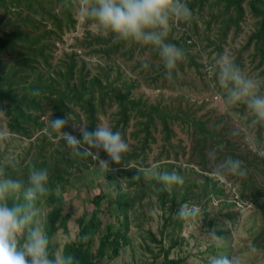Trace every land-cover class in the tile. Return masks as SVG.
<instances>
[{
	"label": "rangeland",
	"instance_id": "1",
	"mask_svg": "<svg viewBox=\"0 0 264 264\" xmlns=\"http://www.w3.org/2000/svg\"><path fill=\"white\" fill-rule=\"evenodd\" d=\"M192 1L186 0L190 10ZM197 4L201 6L200 2ZM62 5L57 0H48L44 7L54 14L44 18L40 12L26 7L13 10L15 14L3 15L4 9L0 11V26L4 29L13 20L26 27L29 25L28 29L34 34L45 29L58 34L53 39L40 41L44 43L43 56L35 57L34 63L29 62V65H22L17 54L19 47L5 53L1 51L0 60H7L9 64L0 77V97L6 96V102L0 101V164L18 165L17 170H25L29 160H36L42 152H55L56 159H63L73 151L61 139L59 131H52L50 126V120L56 116V100L64 92V97L66 94L68 96L64 109L66 115L60 117L67 120L63 129L65 132L81 139L79 127L86 126L89 131H94L98 125L108 126L120 132L129 144L128 157L131 154L146 157L139 169L156 166L161 172L174 171L183 176L184 183L166 187L153 176L142 175L139 179L124 177L121 171L133 166L132 162L125 164L126 155L122 161L126 168L110 162L108 171L102 169L93 158L71 155L68 158L72 164H67L69 174L66 176L69 183L64 187V216H70L69 231L61 229L53 239L55 255H63L67 244L80 239L79 222L83 218H90L95 209L92 200L98 194L106 197L100 215L103 223L101 233L106 231L108 225L113 226L115 231L122 230L123 220L115 211L116 205L110 206L117 191L121 190L134 200L129 211V245L118 258L106 257L100 264H162L167 253L170 259L183 260L184 264H209L211 257L222 255L238 258L239 264H264V155L257 154V150L264 151V120L258 119L243 102L229 103L225 99L227 88L218 82L219 58L228 55L241 68L242 74L253 79L260 86V93L264 94L263 42L252 41L260 29L261 18L254 17L246 5L241 29L237 30L230 21L231 16H235L233 10H226L224 4H217L216 0H206L203 9L191 10V22H181L179 26L173 24L170 28L167 42L177 43L185 56L175 69L168 70L151 46L123 42L111 34L102 35L91 23L80 18L77 5L72 24L69 25ZM19 12L21 15H18ZM57 15L63 30L55 24ZM185 30H190L192 34ZM191 37L192 40L188 41L187 38ZM99 39H105L106 43H98ZM27 42L20 44L25 52L34 44L31 40ZM1 44L5 45L3 42ZM47 44L51 45L49 49ZM72 62L74 70L70 69ZM145 62L148 68L143 67ZM13 66L19 71L17 75L20 77L17 79L8 77V68ZM31 66L36 74L45 76L51 73L57 81L43 80L49 82L50 88L39 95L47 93L54 101L44 100L42 111L45 114L39 113L44 126L33 130L30 138H26L22 132L17 134L9 129L11 118L8 114L11 109L7 105L10 102L9 85L26 74L35 76ZM57 72L63 73L61 77ZM82 75L87 79H100L103 86L109 89L120 88L123 92L128 89L132 98L142 99L150 107L157 105L165 108L171 116L170 120L167 119L172 128L171 136L166 140L163 126L157 122V129L150 131V150L144 149L143 144L148 139L142 130L145 119L137 120L130 116L127 126H124L126 130H123L122 125H117L120 116L115 96L109 98L104 95V114L97 116L99 120L96 125L87 107L81 103L88 96L83 101L75 96V91L82 88ZM28 84L18 87L20 94H24ZM187 120L196 121L188 124ZM201 130H204V135L197 133ZM58 150L62 153L60 156ZM227 157L240 160L247 169L245 177H235L240 183L238 188L242 197L253 203L254 209L242 213L225 195L228 192L217 193L219 189L205 179L206 175L215 178L212 170ZM100 158L108 159L102 150ZM5 166L0 170L3 171ZM108 173L114 176L119 186L110 185L106 177ZM26 175L23 172L18 176L25 185ZM163 191L170 199L169 207L171 200L175 199L177 210L187 203L198 206L200 215L181 220L175 216L177 211L174 215L164 212L162 199L166 195L163 196ZM228 191H235V187ZM14 195L15 200L18 199L19 193ZM36 208L39 210L36 219L47 232L52 206L47 200H41ZM213 231L223 240L216 241L210 235ZM99 244L100 235H97L92 244L94 252Z\"/></svg>",
	"mask_w": 264,
	"mask_h": 264
},
{
	"label": "trees",
	"instance_id": "2",
	"mask_svg": "<svg viewBox=\"0 0 264 264\" xmlns=\"http://www.w3.org/2000/svg\"><path fill=\"white\" fill-rule=\"evenodd\" d=\"M48 0H0V11L4 9V14H15L16 12H13V10L20 9L22 7L28 8V10H36L37 12L41 13V16H48L51 17L54 13L47 7H44L45 4H47ZM58 2L62 3L63 7V13L65 16H67V19L69 21V25L72 24L73 21V15L76 12V5L78 0H57ZM198 2H200L201 6L198 7ZM204 2L206 0H193L192 4H189L191 7V10L203 9ZM219 2L223 3L225 6V9L228 11L233 10L235 12V16H231L230 21L231 25L235 26L237 30L241 29V24L243 23V19L246 13V5H248L251 9V11L254 14V17L261 18L260 23V29L256 33V36L253 40H256L259 43H262V46L264 47V0H216V3L219 4ZM38 8H41V10H38ZM48 12V13H47ZM18 15H21L19 12ZM56 15V14H55ZM56 20L55 24L57 28L60 30H63L61 27V21L59 20V16L57 15L55 17ZM223 26H226V23L224 21ZM12 27H15L14 29H10ZM29 25L27 27L25 25H20V23H14L13 20H10V24H8L5 29L3 26H0V55L2 54L1 51L4 53L8 50H14L15 47H19L18 55L21 58L22 65H27L29 62L30 64L34 63L33 59L35 57H42L43 56V50L44 43H40V41H45V39H53L58 34L54 32V30H43L41 32H38V34H34L31 30L28 29ZM208 30L210 27H207ZM10 29V30H6ZM26 30V31H25ZM7 31V32H6ZM186 33L192 34L190 30H185ZM197 33V31H195ZM55 35V36H54ZM33 41L34 44L31 45V48L25 52L22 46L20 44L22 43H28L27 41ZM188 41L192 40L191 38H187ZM187 41V42H188ZM5 43V45H2L1 43ZM125 42V41H123ZM98 43H106L105 39H99ZM176 46H178L177 43H175ZM199 45V44H198ZM9 46H13L12 48H8ZM48 49L50 48V44H47ZM191 45L187 46L189 49ZM200 47V46H199ZM259 51V50H258ZM262 56H264V50L262 52ZM9 64V61L7 60H0V77L1 73L4 74L5 70L7 69V66ZM29 65V64H28ZM35 76H29L25 75L22 78H20L19 81H17L14 84L9 85V91H8V98L10 99L9 104L7 105V108H10L9 111V118H11L10 127L9 129L11 132H16L17 134H23L24 137L30 138V133L33 130H37L38 128L44 126V124L41 122L40 114H45L43 110V105H45L43 102L44 100H47L48 102H53V98H51L47 93H44L43 95H39L43 90H48L50 87H48V83H45L43 80L45 78H48V80H54L57 81L55 77L51 76V73H48V75L43 76L42 74H36L35 68L31 66ZM74 70L75 66L72 62L70 64V69ZM69 69V70H70ZM72 70V71H73ZM71 71V72H72ZM70 73V72H69ZM19 74L18 69L13 66L8 68V77H14L17 79ZM63 73L57 72L58 77H61ZM82 74V72L80 73ZM28 80H24V79ZM83 79L82 88L79 91H75V96L83 101L85 97L88 96L87 99H85L82 104L87 107L89 110V113L94 121V123L98 122V115L104 114V108L106 105L105 97L112 98L115 96L116 100L119 104V116L120 119H118V126L122 125L127 126L128 120L130 116H133L135 119L143 120L145 119V122L143 123L142 130L147 136V141L145 144H143V148L150 150V146L148 141H152L150 131L152 129H157V122H161L163 126V130L165 132L166 140L171 136L172 134V128L170 126V123L168 124L167 119L170 120L171 116L167 113V110L165 108H161L157 105H152L151 107L147 103H143L142 99H134L132 98L130 92L128 89H126V92H123L120 88H106L104 87V83L95 77H92L91 79H87L82 75L81 77ZM29 83L26 88H24L25 92L24 94H20L18 87L21 84ZM53 91V90H52ZM51 91V92H52ZM56 91L58 93H61V90L56 88ZM65 91V90H62ZM38 92V94H37ZM115 92V94H114ZM54 92L53 94H55ZM65 93L63 92L62 96L59 95L58 99L56 100V116L58 115V118H61L60 116H65L64 109H65V101L68 98L67 94L66 97H64ZM6 96H1L0 101L2 103L6 102L5 100ZM148 105L149 107H147ZM55 116V118H56ZM63 119H65L63 117ZM196 120H193L192 122L190 120H187L188 124H193ZM122 123V124H120ZM189 127V126H188ZM198 127H202V125H199ZM123 130H126L124 128ZM53 131V129H52ZM198 134H205L204 130H201L197 132ZM215 134V132H212ZM55 133H53L54 135ZM56 137V135H54ZM221 143V142H219ZM47 148V147H44ZM57 152V151H56ZM55 152H49V153H41V156L35 158L36 160H33L32 158L29 160V165H26L25 170L20 169L17 170L18 165L13 166H5L0 164V169L4 168L3 173L4 176H10L12 178L20 179L18 176H21V173H26V179H28V174L30 170L33 167L40 168V169H47L49 173V182H48V188L49 193L45 196L40 197L36 202L35 206L37 207L40 204L41 200H47L48 204L52 206V211L49 214L48 217V223H47V235L51 241L49 245V251L51 254L55 253L53 252V244L52 241L57 235V233L64 229L67 232L69 231V220L70 216L65 217L64 216V206H65V193H64V187L67 185L68 178L66 177L69 174V170L67 167L68 163L72 164V161L68 158L73 154V151L66 156L62 157L63 159H56ZM59 156L62 154L58 150ZM82 156V155H81ZM88 159H92V157H87ZM142 157L138 156L137 154H131L129 157L126 155L125 164L133 163V166L123 169L121 171V175L130 179H133L137 175V170L139 169V166L144 164L146 157L142 158V161L140 162L139 159ZM142 173H140V177H142ZM107 179L110 181V185L112 186H119V183L114 180V176L112 174L108 173L106 175ZM228 177V178H226ZM225 179H229L230 181L240 184L237 181V178L235 176H226ZM205 179L208 182H211L215 187H217L219 190L217 193L223 192V189L218 186L215 178H210L209 176H205ZM133 184L132 182L130 183ZM130 185V186H131ZM118 190V188H117ZM224 193V192H223ZM16 194V193H15ZM164 199H162V206L164 209V212H168L169 215H174L176 209V201L175 199L171 200V207H169L170 199H168L167 193L163 191ZM105 196L103 194L96 195L93 200L92 204L94 206V211L90 215V218L86 220L83 218L79 224H80V239L77 242H73L70 244H67L64 248L63 255H72L75 257V259L79 262V264H100L104 258H118L120 255V252L126 248L128 244L129 239V211L130 208L134 205V200L132 197L121 190L117 191L116 198L113 200V203L110 204V206L116 205L115 211L117 212L119 218L122 221V230L115 231L114 227L111 225H108L106 227V231L104 233H101V227L103 225L100 215L102 214L103 210V201L105 200ZM254 201V198H253ZM23 202V195L22 193H19L18 199L15 200V195L13 194L9 200L8 203L11 206L14 203H22ZM170 208V209H169ZM100 235V244L99 247L95 250V252L92 249V244L94 242L95 236ZM111 252V254H110ZM162 264H184L183 260H173L170 259L169 254L167 253L164 256V260Z\"/></svg>",
	"mask_w": 264,
	"mask_h": 264
},
{
	"label": "clouds",
	"instance_id": "3",
	"mask_svg": "<svg viewBox=\"0 0 264 264\" xmlns=\"http://www.w3.org/2000/svg\"><path fill=\"white\" fill-rule=\"evenodd\" d=\"M77 7L80 18L91 23L102 35L111 34L121 41L151 46L168 70L175 69L185 56L182 48L167 42V37L173 24L179 26L181 22L192 21L193 13L186 0H78ZM148 66L147 62L143 64L144 68ZM218 82L227 88L225 99L229 103L243 102L258 119L264 120V94L260 93V86L244 76L241 68L228 55L219 58ZM66 124L67 120L63 118L50 120L51 128L59 131L61 139L74 155L90 156L106 171L110 162L125 167L122 161L130 146L120 132L103 125L96 126L94 131L84 126L79 127L82 138L78 139L63 130ZM101 150L108 159L100 158ZM257 154L264 155V151L257 150ZM140 173L155 177L166 187L184 183L183 176L174 171H158L156 166L138 169L133 179H139ZM212 175L221 178L227 175L245 177L247 169L240 160L227 157L212 170ZM48 182L47 169L33 167L28 174L27 185L20 179L4 176L0 170V264H79L72 255L50 253L51 241L36 219L39 210L35 202L49 193ZM15 193H22L23 202L10 206L8 200ZM200 213L198 206L185 203L178 208L175 216L189 220ZM210 235L216 241L223 240L214 231ZM209 264H239V259L226 255L213 256Z\"/></svg>",
	"mask_w": 264,
	"mask_h": 264
},
{
	"label": "built area",
	"instance_id": "4",
	"mask_svg": "<svg viewBox=\"0 0 264 264\" xmlns=\"http://www.w3.org/2000/svg\"><path fill=\"white\" fill-rule=\"evenodd\" d=\"M215 180L218 184V186H220L223 189V192H228L225 195H228L232 201V203L235 204V206L240 209V211L246 212L249 211L251 209H254L255 206L253 203H249V201H246L241 193L240 190L238 188V185L232 181H230L229 179H225L224 177H215ZM233 187H235V191H228L229 190H233Z\"/></svg>",
	"mask_w": 264,
	"mask_h": 264
}]
</instances>
